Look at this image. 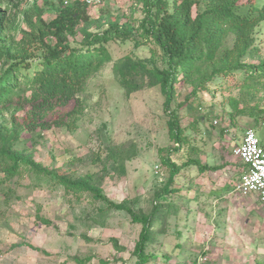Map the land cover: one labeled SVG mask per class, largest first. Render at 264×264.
Wrapping results in <instances>:
<instances>
[{
  "label": "rangeland",
  "instance_id": "1",
  "mask_svg": "<svg viewBox=\"0 0 264 264\" xmlns=\"http://www.w3.org/2000/svg\"><path fill=\"white\" fill-rule=\"evenodd\" d=\"M74 1L83 0L4 2L0 10L5 12L8 23L4 28L3 46L13 51L21 46L20 30H26L24 18L28 15V20L35 23L38 17L36 12H28L33 4L36 3L40 18L49 21L54 16L50 5L55 6L59 2L68 5ZM254 6L261 8L264 0H254ZM87 10L93 19L104 12L112 17L122 16V22L125 17L129 20L130 17L135 20L142 18L141 8L135 0H104L101 5L87 7ZM11 23L18 26L17 30H8ZM257 42L264 58V22L260 25ZM107 49L112 62L103 64L101 71L86 83L84 93L79 97L85 101L82 110L79 113L73 111L76 105L71 102L53 114L66 126L70 124L69 129L52 127L46 131L22 134L17 148L32 151L35 160L49 169L78 175L97 173L107 199L114 203L135 199L137 207L148 211L153 191L161 189L168 179V169L160 159L177 145L168 135V117L162 110L163 97L159 89L146 88L127 96L113 74V64L126 56L149 58L148 47L135 49L131 41L112 40ZM155 63L162 67L160 59H155ZM3 66L4 63H0V69ZM214 87L211 85L210 90L193 99L192 108L195 110L188 112L183 108L178 113L185 143L171 155L179 171L174 177L176 183L170 187L177 191L168 196V202L177 203V206L170 209L174 213H166L164 220L168 228L165 229L164 224L163 235L158 234L148 244L146 252L153 256L148 264H200L203 257L207 258L204 264L264 262V218L259 222L249 217L252 225L244 229L243 235L247 240L243 239L239 246L233 245L234 238L226 239L230 233L225 237V233L216 230L225 238L215 245L210 240L213 227L203 224L208 222L213 208L193 203L188 207L187 202H183L184 205L178 202V197L190 199L197 190L203 196H199L200 199L208 205L206 192L211 186L208 184L211 178L220 180L217 181L218 187L222 180L237 184L242 165L233 155V150L241 143L246 129L252 128L264 144V127H256L246 115H234L231 119L229 103L230 99H245L249 105L259 102L264 105L262 93L251 97L244 96L235 87L222 90ZM178 90L182 92L184 87ZM183 98L179 95L175 102H181ZM12 111L0 110V126L9 132L19 128L23 116L22 112ZM109 149L125 153L132 149L131 159L125 162L122 174L114 173L112 163L106 173L102 170L100 162ZM214 167L217 172L212 169ZM200 178L204 183H199ZM9 187V194L0 191V264H77L76 260H87L86 264H135L134 246L141 226L132 224L124 212L112 210L99 218L96 212L102 207L100 203H92L86 198L76 201L66 196L59 186L44 183L36 187L25 172H21L20 178ZM236 193L234 191L235 196H231L233 205L237 203L235 198L244 199ZM242 201L247 202L249 210L262 208L254 196ZM199 209L204 212V217L197 215ZM190 210L198 231L188 233L189 242L184 230L188 227L182 226L186 223V211ZM261 210L260 213H264V208ZM177 234L184 236L178 237ZM114 241L122 251L115 249Z\"/></svg>",
  "mask_w": 264,
  "mask_h": 264
},
{
  "label": "trees",
  "instance_id": "2",
  "mask_svg": "<svg viewBox=\"0 0 264 264\" xmlns=\"http://www.w3.org/2000/svg\"><path fill=\"white\" fill-rule=\"evenodd\" d=\"M10 1L0 0V6ZM135 4L141 8L142 18L125 17L122 22V16L106 12L91 18L83 1L50 5L54 16L45 21L35 3L28 12H36L37 20L33 23L26 15V30H20L21 46L14 51L2 44L8 22L0 10V63H4L0 69V110L23 113L17 130L9 132L0 126V191L9 194V184L25 172L36 187L55 185L76 201L86 198L100 203L99 218L112 210L124 212L132 224L141 226L134 246L135 264H148L153 260L146 252L148 244L158 234L163 235L166 213H174L168 196L177 191L170 187L176 183L179 167L171 155L185 143L178 113L183 108L195 110L193 99L211 85L217 90L235 87L244 96L262 93L264 99V58L257 42L264 6L256 8L254 0H135ZM17 27L11 23L8 30ZM112 40L131 41L135 49L148 47L149 58L126 56L113 64V74L127 96L146 88L159 89L162 110L168 117V135L177 145L160 159L168 169V179L161 189L153 191L148 211L137 207L135 199L120 203L107 199L97 173L78 175L49 169L35 160L32 151L17 148L22 134L52 127L69 129L70 124L66 126L53 114L71 102L76 105L73 111L82 110L85 101L79 97L86 83L103 64L112 62L107 49ZM155 59H160L161 68ZM179 87L184 91L179 92ZM179 95L184 98L176 103ZM229 103L231 119L246 115L256 127H264V105L260 102L249 105L245 99H230ZM132 152L109 149L100 162L104 173L110 163L114 173L125 172ZM114 244L116 250H123L116 241ZM203 258L205 263L207 258ZM76 262L86 264L87 260Z\"/></svg>",
  "mask_w": 264,
  "mask_h": 264
},
{
  "label": "crops",
  "instance_id": "3",
  "mask_svg": "<svg viewBox=\"0 0 264 264\" xmlns=\"http://www.w3.org/2000/svg\"><path fill=\"white\" fill-rule=\"evenodd\" d=\"M262 146L264 147V144H262ZM242 169H243V166H242ZM215 172H217V171H215ZM240 173L241 172H239V174ZM218 180L219 179L215 180V178L214 179L211 178L210 182L208 183L209 185H211L209 187L208 192H206L208 199H209V202L207 201L208 205H205L206 203L203 202L204 200L200 199V197L203 198V196H201V193H199L197 190L194 191L196 193L190 199L189 198H183L184 196L181 198L178 197V202H179V204L182 203L183 205L185 204L183 202H187L186 206H188V207L190 206L191 203H193L194 205L198 204L199 206L200 205L201 206H203V205L204 206H211L210 208L211 209L213 208L212 215L209 214L208 222L205 221V223H203V224L211 225L213 227L214 231H213V234H212L210 240H212V242L214 241L215 245H217V243H221L223 241L222 239L226 237V233H230V235H229L230 237L226 238V239L228 241H230L234 238L233 245L236 244L237 246H239V244H241L243 242V239L247 240L246 237H243V235H244V231H245L244 229L251 224V219H249V217L254 218L256 221H259V222L261 220H263L264 215H262V214H264V213L261 214L260 212L262 211L261 209L264 208V205H261L262 208L258 207L257 210L255 208H253L254 210H252V209L249 210V205L245 201V199H247V198H244V199L242 198L241 200L235 198L237 203H236V205H233L231 203L232 202L231 196L232 195L235 196L234 191H235V187L238 184V182H237V184H232L231 181L229 183L228 181L223 182V180H222L221 186L218 187V182H217ZM198 181H199V183H204V179L200 178ZM242 200H244L245 202H243ZM219 202H220V204H219ZM218 204L220 207H218ZM174 205L177 206V203ZM178 208H179V205H178ZM178 208H175L176 211H178L180 209V208L179 209ZM181 211H182V213H184L183 209ZM177 213H180V212L178 211ZM177 213H176V216H177ZM191 215L193 216V214H191V210H190V212L186 211V215H185L186 216V223L184 224V226H182V227H185V226L188 227V228L184 229L186 238H190L187 236L188 233L198 231L197 226L194 225V221H193L196 219H195V217H190ZM197 215L200 217L205 216L204 212H201L200 209L197 211ZM244 218H245V220L242 223V219H244ZM177 219L180 220V218H177ZM181 220H182V218H181ZM191 222H192V225H191ZM165 226H166L165 229H167L168 228L167 224H165ZM221 227H222V229H221ZM177 229L182 230V228H179V227ZM218 229L221 230L223 234L225 233V237H223L224 235L222 236V235L217 234L216 230H218ZM234 230L236 233H238V236H236ZM180 235L184 236V234H177L178 237ZM188 241L190 242L191 238L188 239ZM225 241L226 240H224V243H225ZM178 245H180V244H178Z\"/></svg>",
  "mask_w": 264,
  "mask_h": 264
},
{
  "label": "built area",
  "instance_id": "4",
  "mask_svg": "<svg viewBox=\"0 0 264 264\" xmlns=\"http://www.w3.org/2000/svg\"><path fill=\"white\" fill-rule=\"evenodd\" d=\"M83 2L87 7H96L104 0H83ZM233 155L243 166L235 191L244 198L254 196L256 202L264 205V147L252 128L244 131L242 141L233 150ZM203 261L204 258H200V264Z\"/></svg>",
  "mask_w": 264,
  "mask_h": 264
}]
</instances>
